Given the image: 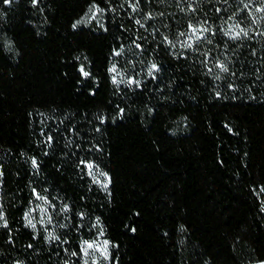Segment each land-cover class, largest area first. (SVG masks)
Returning a JSON list of instances; mask_svg holds the SVG:
<instances>
[{
  "label": "trees",
  "instance_id": "trees-1",
  "mask_svg": "<svg viewBox=\"0 0 264 264\" xmlns=\"http://www.w3.org/2000/svg\"><path fill=\"white\" fill-rule=\"evenodd\" d=\"M261 189L264 0H0V264H264Z\"/></svg>",
  "mask_w": 264,
  "mask_h": 264
},
{
  "label": "rangeland",
  "instance_id": "rangeland-1",
  "mask_svg": "<svg viewBox=\"0 0 264 264\" xmlns=\"http://www.w3.org/2000/svg\"><path fill=\"white\" fill-rule=\"evenodd\" d=\"M115 68V71H111L113 78L117 84H126L129 81L134 82V77L130 76L127 71L123 70L121 67L113 66L111 69ZM131 82V83H132ZM91 172V175L89 174ZM88 175L90 178L103 189H107L109 184L108 176L95 165L92 169H88ZM104 185H107L105 187ZM29 219L35 224V228H44L48 223L47 215L43 209V204L37 205L29 214ZM92 244L91 248H87V254L83 251L84 264H104L109 260L110 254V244L109 241L104 236H98L93 240L86 241ZM84 242L83 249L86 248Z\"/></svg>",
  "mask_w": 264,
  "mask_h": 264
},
{
  "label": "snow or ice",
  "instance_id": "snow-or-ice-1",
  "mask_svg": "<svg viewBox=\"0 0 264 264\" xmlns=\"http://www.w3.org/2000/svg\"><path fill=\"white\" fill-rule=\"evenodd\" d=\"M12 2V0H4V3L5 4H10ZM38 2V0H32V3L35 5L36 3ZM139 3V0H137V4ZM93 7H95V5H93ZM135 5L133 6V9L135 10ZM100 11H102V9H100ZM89 12H92V8L90 7L89 8ZM93 14V17H95V12L92 13ZM151 14H149L150 16ZM162 15V14H161ZM77 23H80V21H77ZM137 23H139V21H137ZM205 24H207V22L205 21ZM73 27H76V25L74 24ZM189 29L192 33V37H189V40L188 41H185L184 44L182 45L183 47H186V48H192L193 44H192V38L194 37L195 41H199L201 39V36L203 35L204 32H207L209 29L208 27L206 26H201L199 28L189 24ZM197 33H199V35H197ZM181 36L184 35V33H180ZM225 35L229 36L230 39L232 40H236V39H239L241 37V35L247 37L248 36V32L245 31L244 29H240V31H229L227 33H225ZM166 41H167V37L164 38ZM168 43L171 44V41H168ZM174 47V45H173ZM217 67L220 68L221 72H228L229 69L228 67L223 64V63H219L216 65ZM158 70V66L156 64H153L151 66V69L149 70V74L152 73V71H156ZM110 71H115V68L111 69ZM80 72L81 74L84 76V77H88L89 76V73L87 71H85V69L83 67L80 68ZM219 77H217L218 79ZM113 82L115 83V78H113ZM132 81H129V83H131ZM138 83V82H137ZM103 122V121H101ZM48 141L49 143L52 141V137L49 136L48 137ZM81 164H85V166L88 168V169H92L93 168V164L92 163H87L83 160L80 161ZM32 165L34 168H38V162L37 160L34 158L32 160ZM89 174L91 175V172H89ZM105 176L107 175L106 173L104 174ZM105 187H107V185H104ZM262 191H264V189H261ZM27 216V214H26ZM0 220H4V226L6 227L7 226V222L6 220L4 219V216H3V213L0 212ZM28 225L35 228V224L32 223L31 219L28 220ZM50 235V238L53 239V240H56V239H59V237H55V236H52L51 234ZM85 244H86V248L82 249L85 254H87V248H91L92 247V244H89L88 242L85 241ZM72 255H76V253H72Z\"/></svg>",
  "mask_w": 264,
  "mask_h": 264
}]
</instances>
